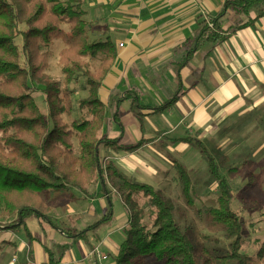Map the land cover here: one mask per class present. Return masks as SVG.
Here are the masks:
<instances>
[{"label":"trees","instance_id":"obj_1","mask_svg":"<svg viewBox=\"0 0 264 264\" xmlns=\"http://www.w3.org/2000/svg\"><path fill=\"white\" fill-rule=\"evenodd\" d=\"M86 3L87 0H0V231L22 229L30 240L29 221L40 228L43 222L55 229L49 214L56 200L47 202V193L74 189L86 196L87 189L99 182L108 205L105 215L81 231L65 235L68 241L51 242L50 248H44L46 264H60L78 242L93 250L90 239L98 243L102 232L114 222V199L119 200L126 215L114 264H264V241L254 255L241 253L246 244L244 222L232 209L231 187L221 175L224 171L230 178L238 169H224L225 160L216 161L202 141L186 137L173 142L195 146L215 182L216 207L205 210V217L208 230L222 233L228 243V249L219 257L194 249L188 232H183L175 221L177 199L160 188L130 180L102 155L104 148L132 153L145 142L126 146L120 139L100 136L109 108L99 98V90L116 50L109 30L94 38ZM251 9L257 11L254 19L222 31L220 21L229 12L248 14ZM263 16L264 0H225L219 14L208 22L199 21L192 36L181 45L186 49V58L172 62L176 77L180 78V70L197 51L210 47V52L229 35ZM57 40L63 44L58 53L61 81L47 74L49 49ZM78 88L84 93L81 97L77 95ZM34 89L43 95L46 113L35 102ZM179 98L174 95L153 112L167 110ZM118 100L115 108L124 101L130 103L131 110L142 108L138 90H128ZM74 113L78 118H72ZM66 119L72 121L68 123ZM171 162L182 197L195 209L190 199L193 182L189 171L184 164ZM251 162L245 160L242 166ZM253 177L250 171L248 186ZM141 200H145L147 209L141 206ZM2 219L10 221L4 223Z\"/></svg>","mask_w":264,"mask_h":264},{"label":"crops","instance_id":"obj_2","mask_svg":"<svg viewBox=\"0 0 264 264\" xmlns=\"http://www.w3.org/2000/svg\"><path fill=\"white\" fill-rule=\"evenodd\" d=\"M224 1L87 0L85 10L92 24L94 38H98L108 29L119 33L112 40L116 58L99 90L101 101L107 108H114L115 113L112 118L107 112L100 133L109 139L121 141L118 135L126 130L129 135L137 133V143L145 142L132 153L121 152L122 157H113L108 151L111 149L104 148L102 155L114 164L121 160L120 165L125 173L137 172L136 177L165 174L163 167H170L171 161L182 155L180 149L175 154H164L161 146L157 145L161 143L164 148L165 137L169 138L173 150L178 145L188 150L189 144L173 141L192 137L200 141H212L213 147L226 151L228 146L225 145L227 140H223L225 137L239 133L246 126L250 130L255 127L259 130L264 128V16L229 35L210 52V47L197 51L180 70V78L176 77L172 62L179 63L184 56L186 49L181 48V45L192 36L199 21L208 22L219 14ZM256 15L255 9H251L248 14L229 12L220 21L221 29L227 32L231 27L254 19ZM108 23L115 25L109 24L108 28ZM131 89L139 91L142 108L131 110L128 101L115 108L114 103ZM176 94L180 98L170 108L163 112H153V109ZM145 130L148 133L147 138L143 137ZM261 131L264 133V130ZM247 141L240 147L248 150L261 143L254 141L248 144ZM165 145L169 146V143ZM132 156L142 157L145 163L136 162ZM92 187L93 185L87 189L88 194L83 195L84 198L73 195L71 192H77L74 189L68 192L75 202L86 203L89 200L90 205L99 200L104 211L107 208L105 197L100 191H93ZM89 208L87 206L81 212L70 209L71 220L81 221V215L87 214ZM122 213L125 220L121 228L124 229L126 215L124 211ZM50 217L56 220L54 216ZM40 226L45 231L47 244L34 234H31L33 239L26 237L28 245L20 242L27 250L28 262L46 264L44 248H50L51 242H61L55 239L54 228H49L50 225L43 222ZM37 227L40 228L39 225ZM15 233L18 232L0 231V252L13 242L16 251L20 249V243L13 240ZM101 239L96 243L97 252L98 247L106 248L107 241ZM83 244L78 242L60 264H69L72 259L75 264H85L83 259L87 252L83 249ZM75 247L77 251L73 252ZM70 254L74 257H70ZM80 254L82 258L78 260Z\"/></svg>","mask_w":264,"mask_h":264},{"label":"rangeland","instance_id":"obj_3","mask_svg":"<svg viewBox=\"0 0 264 264\" xmlns=\"http://www.w3.org/2000/svg\"><path fill=\"white\" fill-rule=\"evenodd\" d=\"M109 24L115 25V23H108L106 25L108 28ZM108 30L110 31L112 40H114L119 35L117 31H111L110 29ZM16 43L20 44L21 41L17 39ZM62 48L63 44L60 40H57L49 49L50 56L48 59L49 66L47 74L58 81L62 80V75L58 66V53ZM97 64V62L94 63L93 70L96 69ZM79 90L80 89L78 88L76 92L78 97H81L84 95V93H81ZM32 92L35 102L38 104L41 112L46 113L43 95H41L39 91H36L35 89L32 90ZM74 100L76 99L74 98ZM123 103L124 102L120 103V105ZM108 113L112 117L115 113L114 108H109ZM72 118H78L77 113H74ZM66 120L68 123L72 121V119ZM246 127L239 133H234L232 134L233 136H229V138L225 137V139H223L227 140L225 145L228 146V148H231L230 150H227V148L226 151H223L222 148L213 147L212 141L207 140L202 142L215 157L216 161L219 158H223L225 160L223 161V165L225 167L224 169L230 166L236 167L238 169L236 174L230 176V178L226 177L224 171H221V175L227 179L231 187V192L233 195L232 209L242 218L244 222V239L246 240V244L244 245L241 253L254 255L259 248V243L264 241V133L261 131L264 130V128L262 129L261 127L259 130L255 127L253 130H250ZM245 130H247V132ZM143 134L144 138L148 137L147 130H145ZM100 136L106 137L103 136V134L101 135V133ZM118 136L121 138V143L123 145L130 146L137 144V133L129 135L126 130H124ZM164 140L165 143H169V146H166L165 143L164 148H162L161 143L157 145L158 147L161 146L164 154H175L177 149H180L182 152V155H178V157L174 158V160L184 164L190 173V177L193 182L190 199L195 209H191L187 205L186 200L182 197V187L178 184L173 163H171L170 167L169 165L166 167L164 166L163 172H165V174L163 173L161 176L156 177H136L137 172L125 173L120 165L122 162L121 160L116 161L115 165L130 180L137 183L148 184L155 188H160L164 190L167 196L177 199L175 221L178 225H180L183 232H188L191 237L194 249L202 254H206L205 251H207V253L211 256H222L225 250L228 249V243L226 242L222 233H211L208 230V222L205 217V210L216 207V186L214 180L208 175L206 162L200 156L195 146L190 145V148L185 150V147L182 148L181 145H178L177 147H174L176 149L173 150V145H170L169 138L165 137ZM244 141H247L248 144L253 143L254 141L261 143H258L255 147L245 150L243 147H240ZM232 148H236V150H232ZM108 151L113 157H122L120 151ZM103 152L104 149H102V153ZM75 153H77V150H75ZM132 157L138 163H145L140 156ZM245 160L253 161L251 162L252 165L250 164L249 166L243 167L242 163ZM250 171L254 177L251 185L248 186L247 182L249 179L247 177ZM92 189L96 192L97 190L100 191V183L97 182L94 184ZM71 193L79 198H84V196L79 192H75V194L74 192ZM53 200H56V205L50 213V216H54L56 218V220L51 219V221L56 227L53 229L56 237L55 239L60 242L68 241L65 235H69L73 231H81L82 229L86 228L87 225L90 226L94 222L102 219L106 213L105 209L104 211L102 210L99 200L95 204L90 203V205H88L89 200H86V203L77 201L75 202V199L68 191L48 192L47 202H51ZM87 206H90L88 213L81 215L80 217L82 220L79 222L82 223L71 220L72 218L69 214L70 209L81 212L86 210ZM106 206L108 208V205ZM141 206L144 209H147L145 200H141ZM122 211L123 209L119 200H112V213L115 219L111 226L105 229L101 235V240L107 241L105 245L106 248L98 247L99 252H97L96 244L91 239V245L94 246L93 250H91L89 245L83 244L82 247L87 252V255H85L83 259L85 264H114L113 256L117 252L116 247H118L122 241L123 229L121 227L123 221L125 220ZM197 211H199V213ZM9 221L10 220L2 219V222L4 223H8ZM28 224L29 225L27 227L31 234L38 236L42 242L47 244L45 231H43L41 228H38L35 223L30 222ZM49 228L52 227L50 226ZM16 231L18 233H15L13 240L20 243V249L16 251L14 242L12 244H7L8 246H6V250H1L0 252V264H39L38 261L35 263L27 261V250L26 248L24 249V245L22 246V243L24 242L25 245H28V239L26 238L22 229H17ZM16 231L12 230V232ZM49 235L51 236V233ZM99 246H101V244ZM21 247H23V249ZM76 251L77 248L75 247L73 252ZM72 256L73 254H70V257ZM81 258L82 255H78L77 259L80 260ZM72 260L69 264H75Z\"/></svg>","mask_w":264,"mask_h":264},{"label":"built area","instance_id":"obj_4","mask_svg":"<svg viewBox=\"0 0 264 264\" xmlns=\"http://www.w3.org/2000/svg\"><path fill=\"white\" fill-rule=\"evenodd\" d=\"M122 45H120V47H121Z\"/></svg>","mask_w":264,"mask_h":264}]
</instances>
